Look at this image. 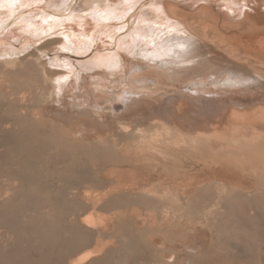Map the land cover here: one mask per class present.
Segmentation results:
<instances>
[{
  "label": "rangeland",
  "instance_id": "rangeland-1",
  "mask_svg": "<svg viewBox=\"0 0 264 264\" xmlns=\"http://www.w3.org/2000/svg\"><path fill=\"white\" fill-rule=\"evenodd\" d=\"M81 1L25 0L26 5L13 17L0 18V52L15 53L13 57L27 63L43 56L34 71L40 74H36L40 85L27 94L33 109L45 110V131L40 130L57 148L47 153L43 169L47 174L41 177L44 187L26 189L25 193L17 183H0V264H264V121L252 116L239 120L231 115L234 107L251 114L257 103L249 108L227 104L223 111L213 108L204 117L199 114L200 107L178 99L169 119L163 120L178 128L171 135L157 138L160 128L151 124L141 133L116 130L115 138L104 140L96 134H76L82 129L77 124L83 123L86 115L96 121L91 112L83 114L85 117L75 112L69 127L55 125L48 115L53 108L52 115L56 114L57 102L55 95L52 97L56 81L40 78L45 73H63L65 69L59 65L65 62L77 75L87 72L88 64L96 58L107 59L120 51L122 40L141 15L162 1L185 9L190 23L193 13L203 4H211L220 20L216 33L231 42L236 32L223 25L228 22L223 12L228 11V5L236 10L228 11L233 16L250 10L248 0H138L126 18L111 21L84 12ZM75 13H79L78 19L69 20ZM54 18L66 21L46 33L30 32L33 23L48 26ZM210 36L212 39L214 34ZM205 43L210 42H199L203 47ZM213 47L220 53L228 49ZM241 54L240 62L226 56L221 63L253 77L258 75L256 69L264 72L259 68L264 66L250 60L244 49ZM205 57L212 60L215 54L208 52ZM20 59L19 66L0 72L2 102L23 80ZM250 61L255 63L254 69ZM260 80L264 83V78ZM13 98L17 102L18 97ZM180 101L184 103L179 111ZM4 129L6 133L14 130L12 126ZM199 131L204 137H198ZM236 138L244 141L243 150L233 143ZM254 138L258 142L253 143ZM0 180L5 177L0 175ZM22 192L30 198L28 203L18 194ZM32 198L37 200L31 202ZM57 199L63 202L57 203ZM198 231L209 237V246L201 252L189 248L191 235ZM158 241L164 246H158ZM97 249L102 251L95 252ZM91 252L88 259L80 261Z\"/></svg>",
  "mask_w": 264,
  "mask_h": 264
},
{
  "label": "bare ground",
  "instance_id": "bare-ground-1",
  "mask_svg": "<svg viewBox=\"0 0 264 264\" xmlns=\"http://www.w3.org/2000/svg\"><path fill=\"white\" fill-rule=\"evenodd\" d=\"M248 3L250 10L240 12V14H236L235 16L228 12L230 9L234 13L236 12L230 5L227 6L228 11H222L228 17V22H223V25L226 29L230 30L229 32H234V34L236 32L231 37V42H229L220 33H216L217 28L215 25L220 20L216 19L218 17H215L217 10H213L211 4L199 5L201 7L195 14L193 13V22L190 23L187 14H185L187 12L183 11L185 9L182 10L181 7L172 4V2H160L155 8L147 10L141 15L130 34L122 40L120 51L115 52L107 59L96 58L88 64L87 72L77 75L73 70V66L65 62L60 65L57 63L65 69L63 73H45L43 77H40L44 80V77H46L51 81H56V84H52L57 88L52 94V97L55 95L57 102V104L56 102L54 103V105L56 104V114L55 116L52 115L53 108V111L49 112L48 117L56 123L55 125L60 123L67 127L70 125L69 118L75 112L82 114L83 117H85L86 113L91 112V117L96 121L93 122L86 119L89 114L86 115L85 121L77 124L78 128L81 127L82 129L78 133L76 132V134L82 135V133H85L87 136L96 134L99 139L110 137L108 138L110 140L117 136L116 130L121 133L131 131L141 133L144 126L151 124L160 128L155 135L157 138L171 135L178 128L167 125L163 120L169 119L168 115L171 112V107L178 99L190 101L193 105L200 107L202 112L199 114L204 117L207 116V112L211 109L214 111L213 108L223 111L227 104L239 107L248 106L249 108L252 103H257L251 108V114L246 109L241 111L234 107L231 109V115L233 118L239 120H245L246 117L252 116L256 120L264 121V83L260 80V78H264V72L256 69L259 78L257 76L253 77L250 74H242L239 69H236L238 67L231 68L221 63V59H226V56L231 58V60L240 62L239 59H242L240 56L244 49L246 56L250 60L253 58L254 61L264 66V0H248ZM250 4H254L252 5L253 7ZM25 5V0H0V18L10 19ZM120 5L123 6L122 10L118 8ZM136 5L135 3L134 7ZM80 7H86L85 10L83 8L82 10L89 12V14L95 16L98 20H123L128 16V6L125 4V0H83ZM157 8H159V11L156 10ZM78 16L79 13H75L69 17V20H76ZM52 21L48 26L35 22L32 24L33 29L30 32H48V30H53L57 26L63 25L66 20L54 18ZM27 28L29 29V27ZM212 34L214 36L211 39L212 36L210 35ZM199 36H201L200 40L210 42L205 43L207 47L204 44L206 49H204L203 45L200 46V40L196 39ZM242 40L246 42L243 43ZM219 43L223 46H220ZM224 45L228 48L225 53L215 52L216 50L213 46L221 49V47H225ZM200 47L202 48L201 50ZM1 51V73L4 68L7 70V67L13 68L19 64L18 59L20 58L13 57L15 53ZM208 52L215 54L212 60L205 57V54ZM146 56L147 58H145ZM42 57L41 55H37L36 60L30 62L28 60L29 57L28 59L27 57L23 58L28 60V63L20 59L23 69L19 73L23 80L21 79L22 81L19 84L20 86L18 85V89L6 93V98H9L7 101L2 102L0 100V175L5 177V180H0V183L3 186L17 183L20 190H25V193L26 189L34 190L38 186L44 187V184L42 185L43 178L41 179V177L42 175L43 177L46 176V172L44 171V173L43 169L47 165V153L57 149L53 143L44 137V132L40 130V128L43 129L44 119L47 118L45 110L40 108L33 109L31 106L34 105L30 106L31 100L29 96L32 92L36 91H33V89H37L40 85H38V82L41 81L38 79L39 77L36 78L37 75L40 76L39 72H36V75L34 71H36L35 66L37 62L43 59ZM225 59L223 61L228 60ZM43 63L44 66L47 65L45 62ZM250 63L249 65H252L254 62L250 61ZM151 78H155L159 83L153 82L150 80ZM182 80L188 82H183ZM161 83H164V85ZM146 85L156 88V91L151 93L142 89ZM27 93L30 95L28 96ZM149 95H151V98H155L152 100L149 98L151 105L146 110L136 109L122 116L116 115L114 103L125 105L132 98L139 99L143 96L148 97ZM13 97H18L17 102H14L16 100L13 101ZM182 101L178 105L179 111L181 105L184 103ZM100 102L103 103L99 106ZM106 105L111 106L110 110L103 109ZM78 107L80 108L79 110L76 109ZM109 112L111 113L108 114ZM109 116H112L110 120ZM171 116L177 118L175 113H172ZM179 117L183 116L180 115ZM6 126H12L14 130H8L6 133L4 129ZM43 131L45 130L43 129ZM198 137H204V132L199 131ZM176 141L178 144V140ZM232 141L239 150H243L244 141L240 138L232 139ZM256 142H258V138L253 139V143ZM70 149L72 148L69 147ZM65 153L67 154L68 152L66 151ZM223 189H226L225 185H223ZM25 193L18 194H20L22 201L28 203L30 198ZM58 199L57 203L63 202ZM31 200L33 202L37 198H32ZM11 225L13 226L12 223ZM156 244L163 246L165 243L158 241ZM208 246L209 237L203 231H198L191 235L189 248L201 252ZM99 251L102 250L97 249L95 252ZM92 253L94 252L85 255L80 261L88 259ZM74 264H77V262Z\"/></svg>",
  "mask_w": 264,
  "mask_h": 264
},
{
  "label": "water",
  "instance_id": "water-1",
  "mask_svg": "<svg viewBox=\"0 0 264 264\" xmlns=\"http://www.w3.org/2000/svg\"><path fill=\"white\" fill-rule=\"evenodd\" d=\"M150 80H152L153 82L159 83L155 78H151ZM182 81L184 82L185 80H182ZM185 82H188V81H185ZM161 84L164 85V83H161ZM191 84L193 85V83H191ZM174 87L177 88L176 86H174ZM142 89L150 91L151 93H154L156 91V88H152L150 85H146ZM149 98L152 100L155 97L151 98V95H149L148 97H144L143 96V97H141L139 99L132 98L125 105L122 104V103H114V105H113L114 106V111H115L116 115L122 116L123 114H126L128 112L134 111L136 109L137 110H146L151 105V102H150ZM102 103L103 102H100L98 105L100 106ZM110 108H111L110 105H106L103 109L104 110H110ZM111 112H109L108 114H110Z\"/></svg>",
  "mask_w": 264,
  "mask_h": 264
},
{
  "label": "snow or ice",
  "instance_id": "snow-or-ice-1",
  "mask_svg": "<svg viewBox=\"0 0 264 264\" xmlns=\"http://www.w3.org/2000/svg\"><path fill=\"white\" fill-rule=\"evenodd\" d=\"M137 2H138V0H125V4L128 6L127 10L131 11L132 7H134L135 3H137ZM156 10L159 11V8H157ZM125 15H126V13H125ZM146 23H151V22H146ZM153 46H155V45H153ZM145 58H147V56Z\"/></svg>",
  "mask_w": 264,
  "mask_h": 264
},
{
  "label": "crops",
  "instance_id": "crops-1",
  "mask_svg": "<svg viewBox=\"0 0 264 264\" xmlns=\"http://www.w3.org/2000/svg\"><path fill=\"white\" fill-rule=\"evenodd\" d=\"M127 203H130V202H129V201H127ZM163 246H164V245H163ZM163 246H162V247H163Z\"/></svg>",
  "mask_w": 264,
  "mask_h": 264
}]
</instances>
